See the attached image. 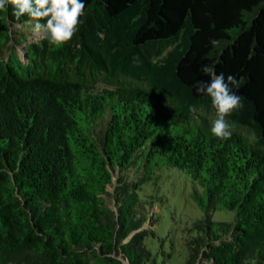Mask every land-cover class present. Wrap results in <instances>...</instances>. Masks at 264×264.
<instances>
[{
	"label": "trees",
	"instance_id": "16d2710c",
	"mask_svg": "<svg viewBox=\"0 0 264 264\" xmlns=\"http://www.w3.org/2000/svg\"><path fill=\"white\" fill-rule=\"evenodd\" d=\"M29 19L0 11V53ZM25 51L0 61V264H170L142 228L163 167L200 187L182 264H264V0H85L70 41ZM204 65L239 81L226 139Z\"/></svg>",
	"mask_w": 264,
	"mask_h": 264
},
{
	"label": "rangeland",
	"instance_id": "374dc122",
	"mask_svg": "<svg viewBox=\"0 0 264 264\" xmlns=\"http://www.w3.org/2000/svg\"><path fill=\"white\" fill-rule=\"evenodd\" d=\"M10 31L20 44L9 41L4 45L1 49L0 61L7 60L10 53L15 51L18 58L26 62L25 45L38 43L46 36L44 31L33 32L29 23L25 24L24 29L22 25L13 24ZM208 118L214 117L210 115ZM242 133L250 141L254 139L252 133L246 130H243ZM157 174L159 180L155 185L150 182L143 185L145 194L153 191L154 195L162 198V200H154L152 208H150V202L145 206L146 212L155 213L156 221L154 225L151 224V220H146L143 224V229H152L154 232L153 237L147 236L145 238L144 244L154 256H157V259H161L163 252L172 259L170 264H182L180 253L183 251L179 249V246L185 238L186 231L192 227L194 221L205 216L204 211L191 198L193 191H200V187L188 175L173 167H163L157 171ZM130 180L135 182L137 177ZM112 189L113 187L109 186L107 191L111 192ZM102 197L105 204L114 210L112 197L110 195H103ZM233 217V211L224 209L214 210L209 216L211 221H231Z\"/></svg>",
	"mask_w": 264,
	"mask_h": 264
},
{
	"label": "clouds",
	"instance_id": "9594fccd",
	"mask_svg": "<svg viewBox=\"0 0 264 264\" xmlns=\"http://www.w3.org/2000/svg\"><path fill=\"white\" fill-rule=\"evenodd\" d=\"M9 6L17 18L27 14L30 18L28 23L35 20L32 31L46 32L48 43L60 47L70 41L77 31L85 0H0V11ZM41 18H46L43 23H40ZM200 70L210 75L207 82L197 81L194 84L198 94L202 93L210 98L215 110V119L211 121L209 131L216 138L226 139L232 134L233 124L225 117L241 107L240 97L232 91V88L239 87V81L231 74L225 79L223 73L217 74L214 68L207 65Z\"/></svg>",
	"mask_w": 264,
	"mask_h": 264
}]
</instances>
